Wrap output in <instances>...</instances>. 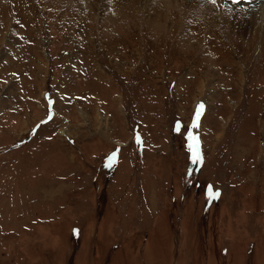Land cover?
<instances>
[{
  "label": "rangeland",
  "instance_id": "1",
  "mask_svg": "<svg viewBox=\"0 0 264 264\" xmlns=\"http://www.w3.org/2000/svg\"><path fill=\"white\" fill-rule=\"evenodd\" d=\"M83 1H0V264H264L263 38Z\"/></svg>",
  "mask_w": 264,
  "mask_h": 264
},
{
  "label": "bare ground",
  "instance_id": "2",
  "mask_svg": "<svg viewBox=\"0 0 264 264\" xmlns=\"http://www.w3.org/2000/svg\"><path fill=\"white\" fill-rule=\"evenodd\" d=\"M65 1L71 2L72 5L74 4V6L79 9L81 7H85L83 0ZM162 1L163 0H161V2ZM184 1L193 6V8H197V12L203 14L205 18H208L213 23L219 25L222 22H225V26L231 27V29H234L236 32L242 34L250 32V34H254L260 38L262 37L263 39H261L264 41V0H239V3H236L235 0H216V3H212L211 0ZM129 4L130 7L127 8V11H134L132 4L137 7L138 1L135 2L130 0ZM161 7L162 6L158 4L157 7L155 6L154 8H151L145 16H150L154 21V19H157V17L161 15ZM29 14H31V12ZM108 14V11H104V15ZM143 15L144 14L142 13V16ZM59 131L61 134L65 133L63 130ZM121 250H119L115 255L117 256Z\"/></svg>",
  "mask_w": 264,
  "mask_h": 264
},
{
  "label": "snow or ice",
  "instance_id": "3",
  "mask_svg": "<svg viewBox=\"0 0 264 264\" xmlns=\"http://www.w3.org/2000/svg\"><path fill=\"white\" fill-rule=\"evenodd\" d=\"M211 2L216 3V0H211ZM235 2L239 3V0H235ZM203 109H204V105H203V103H201L198 106L197 113H196L195 119L193 121L192 127H199L200 115H201ZM42 123H44V122H42ZM189 139L192 141V144L189 145V147L193 151L192 162L197 163L201 160V155L199 153V140H198V138L192 136L191 133H189ZM113 158H115V154H113ZM208 190H209L210 195H213L215 197H218L220 195L219 191L212 193L211 186H209Z\"/></svg>",
  "mask_w": 264,
  "mask_h": 264
}]
</instances>
